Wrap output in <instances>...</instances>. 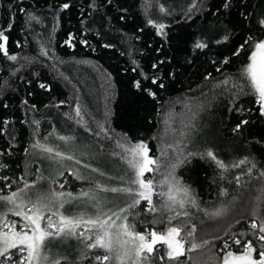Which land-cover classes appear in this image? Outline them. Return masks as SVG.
I'll return each mask as SVG.
<instances>
[{
	"label": "trees",
	"instance_id": "obj_1",
	"mask_svg": "<svg viewBox=\"0 0 264 264\" xmlns=\"http://www.w3.org/2000/svg\"><path fill=\"white\" fill-rule=\"evenodd\" d=\"M66 3L69 7L64 9ZM191 3L0 0V30L8 37V52L17 56L10 61L0 54V191L9 194L25 182H36L44 191L72 194L94 189L100 183L98 175L90 169L80 172L75 161L97 167L98 161L107 159L127 161L125 149L141 140L148 145L149 155L160 157L161 172L176 159L171 149L161 156L169 144H183L186 152L194 153L211 149L227 165L245 158L249 163L222 171L210 159L196 155L176 168L175 175L193 190L200 209L209 213L225 209L210 218L190 208V220L173 222L171 226L187 225L185 234L194 224L195 242L210 241L192 252L186 250L180 262L220 264L225 241L227 250L236 254L250 239L259 248L257 230L250 224L264 222V193L260 191L264 179L259 176L264 171V115L243 69L252 48L245 41L264 37V26L259 23L264 19V0H196L189 12ZM148 19L166 25V35H157ZM70 36L72 46L65 43ZM198 39L207 47L194 48ZM241 45L243 49L235 54ZM42 48L47 56L41 55ZM237 124H241L239 130ZM61 136L71 140L61 141ZM37 142L74 159L53 167L50 154L33 147ZM252 164L255 168L249 174ZM74 171L83 178L77 179ZM153 175L163 179L159 173H146L145 178ZM114 182L120 183V177ZM222 189L227 196L220 195ZM153 200L158 203L159 197ZM146 208L142 201L132 210L128 222L136 231L163 232L169 227L167 213L163 222L153 224L161 215ZM6 219L21 222L14 215ZM234 239H241L242 244H234ZM191 243L192 238L186 237L185 248ZM156 247L149 264H175L165 255L166 245ZM97 254L103 255L104 250L87 249L81 256L63 258L60 264H96ZM254 258H258L256 253Z\"/></svg>",
	"mask_w": 264,
	"mask_h": 264
},
{
	"label": "snow or ice",
	"instance_id": "obj_2",
	"mask_svg": "<svg viewBox=\"0 0 264 264\" xmlns=\"http://www.w3.org/2000/svg\"><path fill=\"white\" fill-rule=\"evenodd\" d=\"M67 9L69 5L66 3L62 6ZM196 7V0H192L188 11ZM229 7L228 4L224 5ZM21 11H24L21 9ZM160 12L165 13L163 7ZM30 19H35L29 15ZM147 23L156 29L157 35H166L164 29L166 25L157 23L153 19H148ZM260 25L264 26V19L259 21ZM11 28V24L8 25ZM227 39V37H225ZM72 37L70 36L66 44L71 45ZM8 37L5 32L0 30V54H3L7 60H17L16 55H12L7 50ZM220 41H217L219 43ZM81 43H85L81 41ZM251 43L252 48L249 56V63L243 69V75L248 80V83L257 97L260 114L264 115V38L252 42L251 38L245 41ZM207 44L201 40H196L194 48L204 49ZM237 49L239 54L241 49ZM41 55L47 56L48 52L42 48ZM135 63V61H133ZM227 63V60H225ZM153 67H156L153 64ZM15 73H13L14 75ZM152 83H157L156 79ZM225 84L228 80L224 81ZM41 88L46 85L41 84ZM136 88H140V82L135 83ZM163 87V85H160ZM148 91L150 96L155 97V93ZM76 115L80 116L79 108L76 109ZM7 124V121H4ZM34 123H39L34 121ZM167 123V122H166ZM247 121H242L241 124H246ZM241 124H237L236 130H239ZM103 131V126L101 125ZM183 137L185 133H179ZM61 141L68 142L71 137L61 136ZM33 147H39L44 152L50 154L51 158L57 163L64 160H73L74 156L67 155L65 152L40 145L39 142ZM168 149L176 153L175 162L167 166L166 172H161L160 157L149 155L148 145L144 141H139L131 147L125 149L129 155L128 164L132 170L127 178H120L118 187H105L97 184L94 189L82 191L78 197H73L72 193L55 191L48 189L40 190L36 182L29 184L25 182L23 188H18L11 191L9 194H4L0 191V264H60V261L51 258V248L54 239H66L70 236L80 238L85 244V253L87 249H102L104 254L94 256L96 264H149L157 251L158 243L166 245V257L170 262L181 264L180 258L185 255V251L192 252L210 243L209 240H203L200 243L195 242L194 233L196 226L193 224L191 230L184 233L183 226H171L178 218H183L185 221L191 219L190 208H197L204 212V215L210 218L220 216L225 209L218 208L209 213L207 210L199 208L198 198L193 190L182 183L175 175L176 168L180 167L190 157L199 155L210 159L217 168L222 171H227L229 167H240L243 164L249 163L247 158L239 161L238 164L227 165L217 158V155L211 149H207L202 153L186 152L184 145L180 143L169 144L161 150V156L168 155ZM80 164L79 160L75 161ZM3 165H0L2 167ZM88 168V165H84ZM255 164L247 169L251 174ZM93 172L97 169H92ZM146 173H159L163 179L157 180L156 176L145 178ZM63 175V173H60ZM77 179L83 178L78 171L73 172ZM103 175V173H100ZM261 179H264V171L259 173ZM7 179V178H4ZM44 179V177H40ZM236 183H241V177H236ZM6 187H10L7 185ZM63 187V185H61ZM160 189V191H157ZM166 189V191H165ZM264 193V187L260 189ZM115 193L117 197L112 201V207L108 211H104L106 206L105 201L101 199L100 193ZM221 196H227V190L222 189ZM158 196L159 202H154L153 197ZM84 199L91 202L96 211L89 214L88 211H81L76 214L67 215L62 211L65 204H70L75 200ZM260 199V197H258ZM117 200H122L126 206H121ZM147 203L145 211L150 213H159L160 221H153V224L163 222L162 217L165 213L168 214L167 227L163 232L156 229L151 231L139 232L136 231L135 225L129 223V217L132 215V210L141 205V202ZM7 208V213L13 214L20 219L18 224L16 220L6 219V213L3 211ZM251 229L257 230L255 233L256 239L260 242V247H254V241L248 240L243 243L242 252L236 254L233 251L227 250L229 244L224 242L226 251L222 254L220 264H264V222L257 223L253 220L250 224ZM83 228V231L79 229ZM243 236L244 234L241 233ZM186 237L192 238L190 247L185 248ZM234 244L241 245V239H234ZM254 253L258 258H254ZM59 255V253H57ZM165 256H161L163 260Z\"/></svg>",
	"mask_w": 264,
	"mask_h": 264
},
{
	"label": "rangeland",
	"instance_id": "obj_3",
	"mask_svg": "<svg viewBox=\"0 0 264 264\" xmlns=\"http://www.w3.org/2000/svg\"><path fill=\"white\" fill-rule=\"evenodd\" d=\"M51 160L53 167L54 166L58 167L61 163V162L57 163L52 158ZM98 164L100 165L99 167L93 165V163L88 164V163H84L83 161H80L79 171L84 172L88 169H90L91 171L92 169H97V171H95L94 173L98 175L97 178L100 182L99 184L105 187L121 186L120 183L114 182V179H117L118 177L127 178L129 174H132V170L129 167L128 160L120 161L115 159H107L104 161H98ZM84 165H88L89 167L85 168ZM100 173H103V175H100ZM84 191H88V190H84ZM80 193L72 194V196L78 197ZM100 196L101 199L106 203V206L104 207V211H108V209L112 207V201L117 197V194L107 192V193H100ZM116 202L120 203L121 206H126L122 200H117ZM3 211L7 215L8 214L13 215L7 213V208H4ZM62 211H65V214L67 215L76 214L81 211H88L89 214H92L96 211V209L92 206L91 202L86 203L84 199L81 198L73 201L70 204H65V207ZM49 247L51 248V253H52L51 258L53 260H58V261L62 260L63 258H73L75 255L81 256L85 250V244L80 238H78V234L76 236H70L63 240H60L58 238L54 239L52 245H50ZM57 253H59V255H57Z\"/></svg>",
	"mask_w": 264,
	"mask_h": 264
}]
</instances>
